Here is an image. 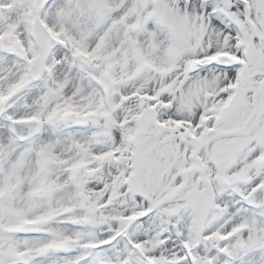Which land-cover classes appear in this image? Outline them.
I'll list each match as a JSON object with an SVG mask.
<instances>
[{"label":"snow or ice","instance_id":"6c2138e0","mask_svg":"<svg viewBox=\"0 0 264 264\" xmlns=\"http://www.w3.org/2000/svg\"><path fill=\"white\" fill-rule=\"evenodd\" d=\"M0 264H264V0H0Z\"/></svg>","mask_w":264,"mask_h":264}]
</instances>
